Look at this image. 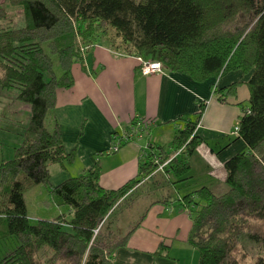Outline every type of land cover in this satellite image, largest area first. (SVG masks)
<instances>
[{
    "label": "trees",
    "instance_id": "16d2710c",
    "mask_svg": "<svg viewBox=\"0 0 264 264\" xmlns=\"http://www.w3.org/2000/svg\"><path fill=\"white\" fill-rule=\"evenodd\" d=\"M5 3L20 9L22 22L4 28L7 13L0 7V89L17 91L16 102L29 107V121L13 159L0 162V264H39L42 248L53 253L47 264H113L115 251L126 247L143 219L117 237L105 222L118 205L160 174L174 178L167 181L173 188L191 180L189 157L200 143L195 130L204 103L192 119L182 120L167 149L149 143L134 179L117 190H103L96 160L83 175L48 190V202L67 207L68 219L57 214L30 223L24 194L35 186L49 187L51 165L75 159L74 152L65 153L53 116L56 93L73 86L72 65L99 45L157 62L195 83L233 72L249 76V99L236 135L246 150L223 164L226 190L216 195L203 186L178 203L191 220L186 243L197 252V264H264V0ZM240 85L212 86V94L224 101ZM123 134L113 141L118 150L133 141L124 142ZM10 242L15 247L4 251Z\"/></svg>",
    "mask_w": 264,
    "mask_h": 264
},
{
    "label": "crops",
    "instance_id": "0c3cea01",
    "mask_svg": "<svg viewBox=\"0 0 264 264\" xmlns=\"http://www.w3.org/2000/svg\"><path fill=\"white\" fill-rule=\"evenodd\" d=\"M138 67L136 58L115 54L103 45L90 49L82 63L72 65L73 86L56 93L53 116L64 151L74 152L75 164L66 168L57 165L54 173L49 170L52 188L83 175L98 160L99 186L117 190L137 176L139 156L146 146L153 143L167 149L183 126L182 120L192 119L204 103L195 130L200 143L189 157L191 180L178 187H190L186 194L203 186L216 195L223 193V164L246 150L231 133L242 116L241 104L249 99L245 85L249 76L233 72L219 80L195 83L167 69L144 77ZM234 83L241 85L224 101L212 94V86L223 89ZM134 120L149 127L151 139L139 137L109 154L115 136L127 131ZM196 176L203 180L197 182ZM165 198L166 204L161 203ZM165 198L146 208L126 247L115 251L113 264H197L195 250L186 243L191 220L178 203L181 197Z\"/></svg>",
    "mask_w": 264,
    "mask_h": 264
},
{
    "label": "rangeland",
    "instance_id": "374dc122",
    "mask_svg": "<svg viewBox=\"0 0 264 264\" xmlns=\"http://www.w3.org/2000/svg\"><path fill=\"white\" fill-rule=\"evenodd\" d=\"M0 7L7 13V19L3 22L4 28H18L22 22L20 9L9 7L5 0H0ZM16 96L17 91L15 89H0V162L13 159L14 150L21 144V135L29 121V107L16 102ZM241 106L246 108L247 102L242 103ZM152 133L151 131H145L140 137L146 140L151 139ZM74 164L75 161L69 165L63 163L62 167L66 168ZM57 165L59 164L51 165L49 170L54 173L58 169ZM194 180L201 182L203 178L196 176ZM167 181H174V178L171 175L160 174L151 182L141 186L118 205L114 212L108 216L105 224L108 225L110 230L114 231L117 237L124 236L138 222L152 202L163 200L167 195L171 198H176L177 195L182 197L188 190H191L190 187L186 188L184 186H177L174 189ZM50 188H52L51 181H49V187L43 185L35 186V188L24 194L27 214L32 225H35L38 220H51L57 214H63L67 219L69 218L70 213L67 207L55 208L51 202H48L49 196L47 193ZM14 247L15 244L13 242H10L6 249L5 244L2 246L3 250L5 249L4 251L12 250ZM194 253H196L198 260L197 252L194 251ZM38 254L39 264H47L53 258V253L47 248H42Z\"/></svg>",
    "mask_w": 264,
    "mask_h": 264
},
{
    "label": "built area",
    "instance_id": "2783aa9c",
    "mask_svg": "<svg viewBox=\"0 0 264 264\" xmlns=\"http://www.w3.org/2000/svg\"><path fill=\"white\" fill-rule=\"evenodd\" d=\"M137 62H138V69H139V73L140 75L147 77L153 74H161L163 71L162 66L157 63V62H150V61H145L141 58H137ZM149 127H147L146 125H141V123L137 122L136 125H131L128 133L127 134H123L122 140L124 142L128 141V140H134L137 137H140L142 133H144L145 131H149L148 129ZM238 132V128L237 126L234 128L233 132L231 133V135L236 136ZM149 144L146 146L145 150L146 151L148 149ZM183 150V149H181ZM180 150V151H181ZM118 148L117 145L112 146V148L110 149L111 153L117 152ZM179 151V152H180ZM178 152V153H179ZM166 164L159 166L157 171H161L162 168L165 166Z\"/></svg>",
    "mask_w": 264,
    "mask_h": 264
}]
</instances>
